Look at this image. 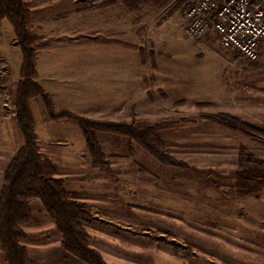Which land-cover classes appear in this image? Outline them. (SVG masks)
<instances>
[{"label":"rangeland","instance_id":"rangeland-1","mask_svg":"<svg viewBox=\"0 0 264 264\" xmlns=\"http://www.w3.org/2000/svg\"><path fill=\"white\" fill-rule=\"evenodd\" d=\"M27 1L58 2V8L53 10L56 16L68 14L65 7L68 3L73 9L68 20L59 22L63 28L48 40L51 46H63L61 51L46 55L37 49L40 67H47L48 60H51L64 70L72 64L91 61V52H103L105 35L95 36L87 32V24L93 19L103 20L104 10L100 6L109 0ZM194 1L170 0L162 9L145 5L138 11H131L127 7V48L142 51L146 62L144 73L156 75L147 81V101L142 107L154 101L153 107L158 108V112L155 116L138 119L153 123L185 119L199 123L193 129L165 136L167 151L189 164L191 168L188 170L162 166L144 151V158L139 153L136 158L137 152L133 151L129 161L133 165H116L110 170L95 167L94 174L90 171L87 176H75L82 193L103 194L94 202L99 217L93 221L89 233L94 246L110 250L106 253L107 264H247V220L239 206L246 208L253 203L251 199L240 203V198L235 197V188L251 185V182L243 181L247 178L262 184L264 147L254 140L264 142V135L244 137L241 133L234 134L200 121L199 116L226 112L264 130V118L259 115L263 110L254 112L248 105L249 99L264 98V55L261 52L260 60L246 62L224 49L218 35L212 31L201 39L186 35L182 29V9L185 3ZM17 47L12 25L8 21L1 22L0 100L7 104L8 112L13 116L16 114L15 95L10 90L16 89L22 67V55ZM152 63L157 64L156 70L150 66ZM34 111L40 148L49 147L64 155L83 157L85 138L75 121L66 119L44 124L39 111L36 108ZM14 122L12 119L8 123L0 121V130L6 129L0 134V150L6 153L16 142L11 127ZM16 134L18 141L23 140L18 127ZM99 138L110 154L118 153L109 150L111 144L121 150L127 144L126 139L117 136L99 134ZM51 140L66 143L51 144ZM184 142L188 144L184 145ZM119 153L128 154L125 151ZM215 171L221 173L216 175ZM225 172L234 179L233 182L226 181ZM32 202L34 220L25 226L29 232L26 242L31 264H81L66 254L61 245L45 254V247L57 243L61 235L43 205L37 199ZM262 203L264 198L253 205L259 208ZM210 206L223 207L228 212L233 211L234 215L240 211L232 225L239 230L223 236L234 242L235 248L222 246L221 239L202 237L201 222L206 215L201 210ZM211 218L215 222L216 216L211 215ZM0 264H3L1 254Z\"/></svg>","mask_w":264,"mask_h":264},{"label":"crops","instance_id":"crops-1","mask_svg":"<svg viewBox=\"0 0 264 264\" xmlns=\"http://www.w3.org/2000/svg\"><path fill=\"white\" fill-rule=\"evenodd\" d=\"M25 1L29 6H31L30 10L33 16L34 32L39 37V45L37 49H40V51L46 55L57 54L59 51H61L63 46H51V44L48 43V40L50 38H53L55 34H57L63 28V26L59 24V22L61 23V20H68L70 18V16L72 15L70 13L73 11L71 7L72 5L69 3L66 5L64 4L66 9H68L66 11L68 13L67 15L56 16L53 14V10L54 8H58V2ZM102 9L104 10L103 20L93 19L88 21L87 32L91 34L93 33V35L95 36L98 34L105 35V47L103 52L95 53L91 52L92 50H90L89 52H91V61L84 64H72L66 69L60 70L59 66L53 64V62H50L51 60H48L47 67H40L41 61L39 52L37 51L35 66L39 74V84L52 98L56 111L67 110L89 118L106 119L114 122H131L133 120L142 121L138 118H149L155 116V114L158 112V108L153 107L154 101L152 103L148 102V105L146 104V106L144 105L142 107V105L143 103H145V101H147L145 100V96L147 94L145 86L146 84H149L147 83V81L149 82L153 80L156 75L150 73V75L147 76L144 73L146 62L143 58L142 51L137 52L135 48L131 50H128L127 48L129 43V10L123 3L104 6L102 7ZM37 31H40V33H37ZM116 47H118V49ZM263 48L264 42L260 49V55L262 52V56L264 55ZM150 56L152 57V54ZM258 60H260V56ZM150 66L155 70L158 68L156 63H152ZM150 70L153 71L151 68ZM19 81L16 84V89L11 88L10 92L12 95H15ZM1 96L2 95H0V99ZM248 105L249 108H251L254 112H257L258 110L262 112L263 110V112L259 115L264 118V98L249 99ZM30 107L35 121L36 134L37 120L34 111L35 108L39 111L44 124L51 125L54 123V121H59L52 120L49 117L41 99H35L31 101ZM11 119L15 121V124H11V127L13 129L12 131L15 132L14 138L17 143L15 142L12 150H10L9 152L7 151V153L4 150H0V192L3 185L4 173L10 161L12 160L14 155L24 146L23 140L18 141V137L16 134V128L18 126L15 115L13 116L12 114H10L7 109V104L1 102L0 100V121H2L3 123H8V121H10ZM187 129L193 128H184L181 130L186 131ZM4 131L6 132V129L0 130V134H3ZM234 134L240 133L235 132ZM111 136L113 135H109V137ZM242 136L248 137L245 135ZM126 142L127 144H124L123 150L116 148L113 144L108 147L109 150H115V152H118L117 154L113 152H111L110 154L103 146V149L107 155L108 162L110 163V168H113V166L116 165L119 167L123 165H133V163H129V161L131 160L130 157L133 156V151L137 152L135 155L136 158L138 153L142 158L145 157L143 149L136 145H131L128 140H126ZM50 143L63 144L66 142L63 140H51ZM187 144L188 142H184V145ZM83 150V157L80 159L79 157H72V155L69 154L64 155L62 153H59L53 148H40V152L47 158H49L55 165L57 169L55 177L57 179L63 180L66 188L73 194H75L78 200L88 205L90 212L94 215V222H96L97 217H99V211L98 208H96L94 202H96L97 198L102 197L103 194H93L90 191H83L82 193L81 190L83 189L79 188L78 183L75 181V176H77V174H83L87 176L88 172L95 169V166L92 165L89 158L86 141L84 143ZM122 151H125L128 154L123 155L119 153ZM127 156L129 157L127 158ZM190 168L191 166L189 165V169ZM217 173H221V171H215L216 175ZM238 175H240V172ZM224 176L226 177V181H234V179L229 176L228 172H225ZM260 180L262 181V184H259L256 179L251 180L247 178V180H243L248 183L251 182V185L247 184V188L246 186L239 187L235 185V197L240 198V201L238 200L240 203L251 199V203L254 204L255 201L260 202L264 198V179ZM258 189L260 191L258 193H255V191H258ZM32 201H34V199H32L31 202ZM253 204L246 208L242 205L239 206V210H242L243 214L245 213L244 219L247 220V227H245L247 232L246 240L248 245L247 264H264V203H262L263 206L259 208H257ZM201 213L206 215V219L201 222L202 237H206L205 239H207L208 237H211V239L215 237V239L217 240L221 239L219 243L222 244V246L235 248L236 246H233L234 242H232L231 240H225L223 236L225 233H229L230 231L231 233H233L239 230L232 227V225H234L233 219H237V213H235L234 215L233 211L228 212L225 208L220 206H210L202 208ZM211 215L216 216L215 222L214 219L211 218ZM209 216L210 220L208 219ZM260 220L262 221V223L260 222ZM94 222L92 224H94ZM223 222L228 223L225 224V226L229 229L222 228V226L225 227ZM92 224L86 226L88 233L90 228H92ZM213 229L217 230V232H214ZM93 232H95V229H93ZM27 233L29 235V232ZM61 242L62 238L57 243L52 242V244L50 243V245H47L45 247V254H49V250L53 247H57L58 245L60 246ZM25 244L27 247H29L27 242H25ZM90 244L93 248L100 251L105 261L108 262L106 253L110 252V250L107 251L106 249H102V247L100 246H94L91 239Z\"/></svg>","mask_w":264,"mask_h":264},{"label":"trees","instance_id":"trees-1","mask_svg":"<svg viewBox=\"0 0 264 264\" xmlns=\"http://www.w3.org/2000/svg\"><path fill=\"white\" fill-rule=\"evenodd\" d=\"M170 0H109L101 7L123 3L131 11L145 5L164 8ZM8 21L14 30L22 55L21 78L15 93L16 122L24 146L10 161L0 192V254L3 264H31L32 258L25 242V226L34 219L32 199L41 203L61 235V247L66 254L81 264H107L102 254L90 244L86 226L92 224L94 215L86 203L69 191L64 181L57 179V169L52 161L40 152L35 121L30 103L41 99L52 120H72L81 128L93 166L110 170V163L100 142L99 134H109L128 140L143 149L162 166L175 170H188L189 165L170 154L165 136L169 133L198 126L194 120L114 122L93 119L67 110L56 111L52 98L39 84L35 60L39 37L34 32L33 16L25 0H0V23ZM152 97V93H149ZM200 121L253 137L264 135V130L239 117L219 112L201 114ZM264 147V142L254 140ZM132 150V148H131Z\"/></svg>","mask_w":264,"mask_h":264},{"label":"built area","instance_id":"built-area-1","mask_svg":"<svg viewBox=\"0 0 264 264\" xmlns=\"http://www.w3.org/2000/svg\"><path fill=\"white\" fill-rule=\"evenodd\" d=\"M182 29L201 39L210 31L224 49L256 62L264 40V0H196L182 9Z\"/></svg>","mask_w":264,"mask_h":264}]
</instances>
